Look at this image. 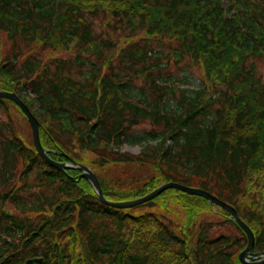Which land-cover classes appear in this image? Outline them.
<instances>
[{"label":"trees","instance_id":"obj_1","mask_svg":"<svg viewBox=\"0 0 264 264\" xmlns=\"http://www.w3.org/2000/svg\"><path fill=\"white\" fill-rule=\"evenodd\" d=\"M260 60L264 0H0V89L23 93L53 160L91 167L83 153L93 154L109 200L169 181L203 189L236 209L263 252ZM171 66H198V87L181 88ZM10 102L0 99V264H239L246 239L226 211L240 237L212 235L198 217L213 206L174 189L166 193L187 217L177 229L142 211L152 202L103 205L87 180L71 179L76 170L37 155ZM144 122L158 129L130 135ZM126 143L140 153H121ZM124 165L152 174L130 173L124 189L109 171Z\"/></svg>","mask_w":264,"mask_h":264},{"label":"rangeland","instance_id":"obj_2","mask_svg":"<svg viewBox=\"0 0 264 264\" xmlns=\"http://www.w3.org/2000/svg\"><path fill=\"white\" fill-rule=\"evenodd\" d=\"M255 63H256L257 72L259 76H261V80L264 85V61L260 60V61H256ZM173 68L174 66H171L170 70H172L174 77L183 79L185 83L187 82V84L189 85L188 89L194 90L195 87L199 85V78L201 77L202 71H200L198 66L192 67L191 70L185 73H182L181 70L176 72L174 71ZM183 76H185L186 79H184ZM135 86L139 87L140 82L137 81L135 83ZM15 106L16 105L12 102L8 103V108L10 109V112H12L13 116L15 117L18 125H20L21 130L24 133L29 132V135L31 136L30 127L26 119H24L23 114L19 112L18 111L19 109H17ZM0 119L5 121L4 115H2ZM153 128L158 129L156 127H153L152 124H150V122H144L134 127L131 130L130 135L132 134L134 136L146 137L147 132ZM140 151H141L140 144H134V145L125 144L123 148L120 150V152L122 153H129L131 155H138ZM83 155L86 158L87 162L92 167L91 163H93V161H96V157L89 152L83 153ZM92 168H95V167H92ZM122 169H124L125 171ZM119 170H122V171H119ZM109 171L112 174H114L111 176L117 179L118 185L124 189L129 188L128 180H125V177H127L130 173L131 175H135L136 177H138L139 175L140 177H143L144 175L148 177L149 175L152 174L150 171H148L147 174L143 173L142 171H140L139 168H136V167L127 168L125 165L122 168L111 167ZM95 172H99V170L95 169ZM120 173H123V174H120ZM103 174H106V172H104ZM32 177L33 175L31 176V179ZM140 177H138V179H140ZM111 189L113 190L114 188H111ZM161 195H164V196H161ZM161 195L158 196L156 199H154V201H151L152 203L153 202L154 203L150 207L146 206L142 208V211L149 210V211L156 213L158 216L162 217L165 223L167 222L171 223V228L177 229L178 227H180V225L182 226L184 224V219L187 218L186 211L182 210L176 204L175 198L167 194L166 191L161 193ZM224 219H226V216L225 214L221 213V210L218 207H213L209 211L205 210L204 213L199 215L198 217V221L201 223L204 222L205 224H207L208 222H210L212 225H215V227L212 228V235L214 236H217L219 233H224V234L230 235L232 238L238 237V236L240 237L239 233L234 229L233 226H231L230 224H223ZM220 223H222V225H220Z\"/></svg>","mask_w":264,"mask_h":264},{"label":"water","instance_id":"obj_3","mask_svg":"<svg viewBox=\"0 0 264 264\" xmlns=\"http://www.w3.org/2000/svg\"><path fill=\"white\" fill-rule=\"evenodd\" d=\"M0 98L8 99L14 102L25 114L27 121L31 128L32 140L34 148L36 149L39 156L48 164L52 165L59 171H65L66 169L74 168L79 170L81 173L78 176V179L86 178L90 185L94 190V194L97 199L104 205L115 208V209H130L146 202H149L156 197H158L161 193L169 189H176L180 192L192 195L199 196L208 201L210 204H214L227 212H229L232 216L233 221L244 231L247 237V245L246 247L239 253L238 258L242 264H264V252L263 253H253L252 249L254 248V235L250 228L239 218L237 211L228 205L227 203L221 201L216 196L197 188H192L180 183L168 182L158 186L156 189L148 193L147 195L140 197L138 199L129 200V201H110L104 198L100 184L97 180L95 173L88 167L84 165H79L75 162L66 164V163H58L52 160L41 143L39 137V128L40 124L38 120L33 116L30 110L26 105L19 99V97L15 93H9L0 90ZM75 180L74 178H72ZM42 259H29L26 261V264H34L35 262H41Z\"/></svg>","mask_w":264,"mask_h":264}]
</instances>
